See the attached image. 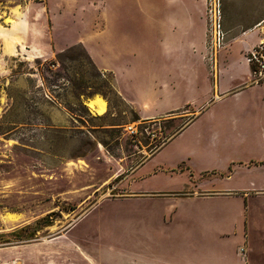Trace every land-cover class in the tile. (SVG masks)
<instances>
[{
  "label": "rangeland",
  "instance_id": "rangeland-1",
  "mask_svg": "<svg viewBox=\"0 0 264 264\" xmlns=\"http://www.w3.org/2000/svg\"><path fill=\"white\" fill-rule=\"evenodd\" d=\"M221 10L213 77L204 0H0V264H264V0Z\"/></svg>",
  "mask_w": 264,
  "mask_h": 264
},
{
  "label": "crops",
  "instance_id": "crops-1",
  "mask_svg": "<svg viewBox=\"0 0 264 264\" xmlns=\"http://www.w3.org/2000/svg\"><path fill=\"white\" fill-rule=\"evenodd\" d=\"M39 21L41 22V20H39ZM261 21H263V20H261ZM258 27L262 28V26H260V25ZM259 31H261V29H259ZM28 34L29 35L31 34V36H32V39H31L32 43L29 46H33L32 48L34 50H38V51L40 50V52L42 51L41 53H44L46 55H49L48 50H46L47 47H49L51 50L53 48L55 51H61L65 47L69 46L70 44L77 42L78 44H80L84 48L88 58L96 66V68L100 72L104 71L103 65L105 63L101 59L102 54H103V52L101 50L103 49L104 44L97 42L96 40L99 38L92 36V34L87 32V31L76 32V36H74V38L68 40L65 38V32L64 31L62 32V34L61 33L59 34L56 31L49 30L47 28L42 27V30H40V33H38V34L36 33V31L33 33L32 32L30 33V31L26 30L25 32H21L19 37L21 39L22 38L24 39L25 36L26 37L29 36ZM255 39H257V37H255ZM261 39L262 38H258V42H262L263 40L261 41ZM13 48H14V52H18V49L15 46ZM96 51L97 52L101 51V52L97 53ZM19 52H21V51H19ZM36 56L40 57L41 54L38 53V55H36ZM231 66H232V64L229 65V68ZM227 84H229V83H221L220 84L221 87L219 86V88L226 89L227 86H229ZM237 92L238 91H236V93ZM94 96L95 95L85 96L81 100V103L84 106H86V108H88V110H90V111L94 110V114L96 113V114H98V116H101V114L105 111V109L102 112L98 113L97 107L95 105L89 106V104H88L90 101L93 100ZM91 112L93 113V111H91Z\"/></svg>",
  "mask_w": 264,
  "mask_h": 264
},
{
  "label": "built area",
  "instance_id": "built-area-1",
  "mask_svg": "<svg viewBox=\"0 0 264 264\" xmlns=\"http://www.w3.org/2000/svg\"><path fill=\"white\" fill-rule=\"evenodd\" d=\"M39 2L41 0H28ZM204 19L206 23V32L208 39L205 42V49L207 53V65L211 74L213 73V58L218 47L223 42L224 32L222 28V10L221 0H204ZM247 61L255 63L260 68H264V57L262 52V43H258L256 48H253ZM254 73L256 71L254 70Z\"/></svg>",
  "mask_w": 264,
  "mask_h": 264
},
{
  "label": "bare ground",
  "instance_id": "bare-ground-1",
  "mask_svg": "<svg viewBox=\"0 0 264 264\" xmlns=\"http://www.w3.org/2000/svg\"><path fill=\"white\" fill-rule=\"evenodd\" d=\"M215 72H216V55L213 58V73H212V76L213 77L215 76ZM88 104H89V106L95 105L97 107V112L98 113L99 112H102L105 109V102H104V100L101 97L97 96V95H95L94 98H93V100L90 101ZM6 217L11 218V219H16V215L15 214H12V213L7 214Z\"/></svg>",
  "mask_w": 264,
  "mask_h": 264
},
{
  "label": "trees",
  "instance_id": "trees-1",
  "mask_svg": "<svg viewBox=\"0 0 264 264\" xmlns=\"http://www.w3.org/2000/svg\"><path fill=\"white\" fill-rule=\"evenodd\" d=\"M36 223H38V221L36 222ZM26 227H28V225H26ZM35 230H37V227H35V228H33L28 234H26L25 236H31L33 233H34V231ZM15 231H12V232H10L11 234H13ZM21 236H23V235H19V236H17V237H21Z\"/></svg>",
  "mask_w": 264,
  "mask_h": 264
}]
</instances>
